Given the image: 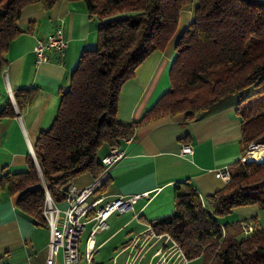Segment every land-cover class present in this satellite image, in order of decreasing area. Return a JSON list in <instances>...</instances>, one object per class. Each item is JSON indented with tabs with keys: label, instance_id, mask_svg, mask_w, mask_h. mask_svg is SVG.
<instances>
[{
	"label": "trees",
	"instance_id": "16d2710c",
	"mask_svg": "<svg viewBox=\"0 0 264 264\" xmlns=\"http://www.w3.org/2000/svg\"><path fill=\"white\" fill-rule=\"evenodd\" d=\"M58 1L0 0V71L9 45L22 33V10L40 3L48 11ZM79 1L98 21L95 46L80 55L55 117L34 144L40 172L29 159L24 171L0 177V190L16 194L17 208L35 225H47L44 187L60 203L65 185L84 174L100 176L101 151L118 147L140 126L181 115L187 123L224 97L243 93L235 109L241 120V156L251 144L264 145V0ZM190 6V23L175 41L169 90L138 122L120 123L121 87L152 53L165 50L181 11ZM35 95V90H24L14 98L20 106ZM5 116H14L10 105L0 112ZM235 169L225 187L204 203L195 189L176 186L174 212L151 224L186 261L264 264V230L255 225L244 236L238 222H225L239 207L264 210V160L238 161Z\"/></svg>",
	"mask_w": 264,
	"mask_h": 264
},
{
	"label": "crops",
	"instance_id": "0c3cea01",
	"mask_svg": "<svg viewBox=\"0 0 264 264\" xmlns=\"http://www.w3.org/2000/svg\"><path fill=\"white\" fill-rule=\"evenodd\" d=\"M192 8L181 11L176 34L165 50L152 53L121 87L116 112L120 123L138 122L169 90L175 41L187 29ZM18 26L22 33L9 45L0 71V112L7 105L14 112V116L0 117V177L24 171L27 161H34L31 148L55 117L80 55L94 48L98 21L87 13L82 1L59 0L48 11L40 3L24 8ZM56 29L66 41L64 55L46 50L47 61L37 63L36 41ZM24 90H35L36 95L31 103L19 106L14 93ZM239 97L238 93L224 97L187 123L181 115L140 126L129 141L119 142L123 158L107 169L106 185L90 200L100 197L107 203L119 196L138 198L125 213H113L107 228L95 235L97 250L90 264H149L159 251L152 235L162 237L152 231L151 224L174 212L176 186L195 189L203 203L225 187L215 174L226 167L233 171L241 157V120L235 112ZM187 144L192 146V154L183 156L180 150ZM108 152L109 148L103 149L100 159ZM93 180L92 175L84 174L71 185L84 188ZM16 199V194L0 190V264H46L48 227L35 225L17 208ZM57 204L66 207L63 201ZM88 233L80 236L79 264H87ZM142 236L147 244L142 255L132 260L131 249ZM54 262L62 264L60 256ZM183 264H199V260Z\"/></svg>",
	"mask_w": 264,
	"mask_h": 264
},
{
	"label": "built area",
	"instance_id": "2783aa9c",
	"mask_svg": "<svg viewBox=\"0 0 264 264\" xmlns=\"http://www.w3.org/2000/svg\"><path fill=\"white\" fill-rule=\"evenodd\" d=\"M54 50L60 56H63L66 49V41L60 29L49 34L45 40H37L33 48L37 63L47 61L46 50ZM125 140H130L125 139ZM258 148L263 149L260 154L264 156V145L251 144L248 150L239 159L240 163L245 164L251 161L253 151ZM181 155L192 154L191 145L181 147ZM31 154L35 158L34 150L31 148ZM123 158V153L118 147H113L109 153L101 159L103 172L84 188H76L70 185L63 194L65 208H60L50 196L49 191L44 187L45 202L43 206V216L50 233L48 242V257L46 264H55V259L60 256L62 264H79V243L80 236L89 227L88 237L85 242V260L90 264L92 256L97 250L95 246V235L107 228V219L113 213H125L132 208L138 196L124 197L119 196L114 200L103 203V198L90 200L94 194L100 190L101 186L107 180V169ZM257 162L256 160H253ZM232 171L229 168H223L216 172V177L227 183L230 180ZM253 221L245 219L239 221L244 236L253 232ZM168 237V236H167ZM169 238V237H168ZM174 244V243H173ZM175 246V244H174ZM179 255L184 259L179 249ZM185 260V259H184ZM186 261V260H185Z\"/></svg>",
	"mask_w": 264,
	"mask_h": 264
},
{
	"label": "rangeland",
	"instance_id": "374dc122",
	"mask_svg": "<svg viewBox=\"0 0 264 264\" xmlns=\"http://www.w3.org/2000/svg\"><path fill=\"white\" fill-rule=\"evenodd\" d=\"M39 40H41V39H39ZM233 95H235V94H233ZM240 96H243V93H240ZM240 99L241 98L239 97L238 101H240ZM262 150L263 149L258 148V151L255 150L253 152H257V154L259 155ZM257 154L253 153L252 157H254ZM35 161H36V158H35ZM237 169L233 170V173H235L237 171ZM69 184L71 185V183H69ZM117 215L118 214H115L114 216H116V218H117ZM232 215H234V216L232 218H229V219L227 218V220H225V222L229 221L230 219L236 220L235 222L244 221L245 219L253 221V219L255 218V221L252 222L253 226L257 225V226H259L260 229L264 230V210H261L257 206L239 207L232 212ZM126 219H127V217H126ZM88 230H89V227H86V230L82 233V237H85V234L87 235ZM161 236L162 237L156 238L155 236L152 235V237L156 241V247L157 246L159 247V248L157 247L159 249V251L156 252L155 258H154V256L152 257V259H151L152 262H150L149 264H183V263H185L184 259L178 253L177 245L175 244V246H174L173 241L170 238H168L167 235H161ZM146 244H147L146 237L145 236L140 237L139 242L136 244L137 246L135 245L131 249L132 254H131L130 258L132 260L138 259L140 254L142 255V252H143Z\"/></svg>",
	"mask_w": 264,
	"mask_h": 264
},
{
	"label": "bare ground",
	"instance_id": "6f19581e",
	"mask_svg": "<svg viewBox=\"0 0 264 264\" xmlns=\"http://www.w3.org/2000/svg\"><path fill=\"white\" fill-rule=\"evenodd\" d=\"M254 154H257V152H254ZM251 160H256L257 162H262L264 160L263 153L262 154H257L254 157H252Z\"/></svg>",
	"mask_w": 264,
	"mask_h": 264
},
{
	"label": "water",
	"instance_id": "95a60500",
	"mask_svg": "<svg viewBox=\"0 0 264 264\" xmlns=\"http://www.w3.org/2000/svg\"><path fill=\"white\" fill-rule=\"evenodd\" d=\"M34 162H35L36 167L38 168V171L40 172L39 167H38V165H37V162L35 161V158H34ZM69 186H70V184L65 185V186L63 187V190H64V191H67V189H68Z\"/></svg>",
	"mask_w": 264,
	"mask_h": 264
}]
</instances>
